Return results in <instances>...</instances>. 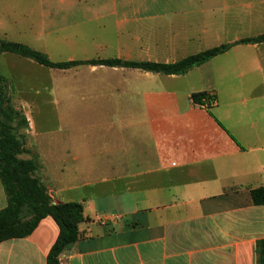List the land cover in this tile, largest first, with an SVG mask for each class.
Segmentation results:
<instances>
[{"label":"crops","instance_id":"1","mask_svg":"<svg viewBox=\"0 0 264 264\" xmlns=\"http://www.w3.org/2000/svg\"><path fill=\"white\" fill-rule=\"evenodd\" d=\"M4 4L0 39L53 62L174 63L264 35V0ZM4 54L7 81L31 110L50 101L48 117L60 124L79 113L106 117L98 128L53 127L33 116L29 123L34 154L27 158L37 159V175L54 202L79 201L87 218L61 264H256L264 205L250 191L264 186V41L234 44L184 74L49 67ZM37 88H48L39 103L30 95ZM202 93L217 104L200 107L194 96ZM95 131L107 133L97 148L89 137ZM6 205L0 178V209ZM59 231L46 216L30 235L0 241V264H47Z\"/></svg>","mask_w":264,"mask_h":264},{"label":"trees","instance_id":"2","mask_svg":"<svg viewBox=\"0 0 264 264\" xmlns=\"http://www.w3.org/2000/svg\"><path fill=\"white\" fill-rule=\"evenodd\" d=\"M264 41V35L241 39L236 43L222 44L192 54L174 63L153 61L74 60L53 62L46 53L31 46L8 39H0V178L3 183L7 205L0 209V241L30 235L46 216H52L59 225V235L52 245L47 264H61V253L80 236L79 224L86 220L84 206L79 201L54 202L47 187L37 175L40 165L36 158H22L24 143L15 123L26 126L27 120L12 104L8 81L2 72L1 59L4 53H13L30 58L49 67L68 68L78 64L94 63L113 66L139 67L143 70L163 74H184L193 67L205 63L216 55L227 51L237 43ZM205 94H197L194 101L200 103ZM255 205H264V186L250 191ZM256 264H264V238L257 240Z\"/></svg>","mask_w":264,"mask_h":264},{"label":"rangeland","instance_id":"3","mask_svg":"<svg viewBox=\"0 0 264 264\" xmlns=\"http://www.w3.org/2000/svg\"><path fill=\"white\" fill-rule=\"evenodd\" d=\"M5 1L6 0H0V8H1V11H3L5 16H6L7 6L4 4ZM2 19H5V18L0 17V20H2ZM4 55H6V54H4ZM4 55L2 56V59H1V68H2L1 70L5 76H8L7 62H9V61L7 59V56L5 57ZM19 70L22 71L21 69H19ZM20 71H18V72L21 73ZM8 87H9V91H7V92L11 97L12 104L14 105V107L17 111L21 112V114L26 118L27 123H28L26 126H23L20 123H18V124L15 123V126L18 127L17 132L21 136V139H22V141L24 143V147H25V151L20 154V157H22V158H27V157L31 156V154L32 155L34 154V152L32 150H29V148H28V147H30L29 132H28V130L30 128L29 123L33 121V118H36L41 123L46 122L45 124L48 126H53V127L62 126V128H66V127L70 128L71 121L77 122L78 126H81L84 128H87L89 126L98 128L100 126V124L102 123V121L106 120V117H104V119H102V115H95V113H88V114L87 113H79L77 115L79 117L78 118L75 117V119H71L70 115L64 116V119L61 121V124H60V122L57 120V118L55 116H54L55 119L53 118V115H52V118H50V119L48 117L49 113H54L48 109L51 107L50 101H47L48 104H47L45 110L38 107V108H33L32 109L33 111H32L31 108L28 107V105H24L25 103H21V101H20L21 95L13 87H11V84L9 83V81H8ZM47 89H38V88L34 89L30 95H31V97L35 96L36 100L38 99V97H43V99L47 98L48 97ZM29 97L30 96L28 95V98ZM38 103H39V101H38ZM32 116H33V118H32ZM97 128H95L96 131L98 130ZM99 130H101V128ZM96 131H95L93 136H89L91 138V140L93 141L92 143L94 144L95 148L98 147L96 145L104 144L106 142L105 139L107 138V135H106L107 133H105V132L98 133L99 131L98 132H96Z\"/></svg>","mask_w":264,"mask_h":264},{"label":"built area","instance_id":"4","mask_svg":"<svg viewBox=\"0 0 264 264\" xmlns=\"http://www.w3.org/2000/svg\"><path fill=\"white\" fill-rule=\"evenodd\" d=\"M197 104L202 108L210 109L211 107L217 104V98L214 94H208L202 98V101L200 103Z\"/></svg>","mask_w":264,"mask_h":264}]
</instances>
